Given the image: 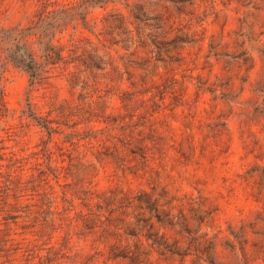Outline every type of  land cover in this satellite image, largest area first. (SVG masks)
I'll return each mask as SVG.
<instances>
[{
  "label": "rangeland",
  "instance_id": "1",
  "mask_svg": "<svg viewBox=\"0 0 264 264\" xmlns=\"http://www.w3.org/2000/svg\"><path fill=\"white\" fill-rule=\"evenodd\" d=\"M0 93V264H264V0H0Z\"/></svg>",
  "mask_w": 264,
  "mask_h": 264
},
{
  "label": "trees",
  "instance_id": "2",
  "mask_svg": "<svg viewBox=\"0 0 264 264\" xmlns=\"http://www.w3.org/2000/svg\"><path fill=\"white\" fill-rule=\"evenodd\" d=\"M10 57L12 58V60L16 61L19 65L27 69L30 72V76L34 77L36 75L35 60L31 56V54L27 52L25 49H20L19 56H16V54H13V55H10ZM17 57H22V58H17ZM2 109H3V97L0 93V116L3 114Z\"/></svg>",
  "mask_w": 264,
  "mask_h": 264
}]
</instances>
